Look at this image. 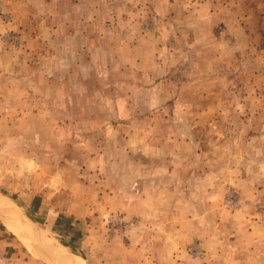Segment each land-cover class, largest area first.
<instances>
[{"label": "rangeland", "instance_id": "374dc122", "mask_svg": "<svg viewBox=\"0 0 264 264\" xmlns=\"http://www.w3.org/2000/svg\"><path fill=\"white\" fill-rule=\"evenodd\" d=\"M0 195L84 264H264V0H0Z\"/></svg>", "mask_w": 264, "mask_h": 264}, {"label": "bare ground", "instance_id": "6f19581e", "mask_svg": "<svg viewBox=\"0 0 264 264\" xmlns=\"http://www.w3.org/2000/svg\"><path fill=\"white\" fill-rule=\"evenodd\" d=\"M0 195V219L5 227L45 264H84L81 259L71 256L63 249L55 247L46 240L42 232L22 214V212L7 199ZM51 242V243H50Z\"/></svg>", "mask_w": 264, "mask_h": 264}, {"label": "water", "instance_id": "95a60500", "mask_svg": "<svg viewBox=\"0 0 264 264\" xmlns=\"http://www.w3.org/2000/svg\"><path fill=\"white\" fill-rule=\"evenodd\" d=\"M35 227V226H34ZM37 229V228H36ZM48 245H52V244H48Z\"/></svg>", "mask_w": 264, "mask_h": 264}, {"label": "crops", "instance_id": "0c3cea01", "mask_svg": "<svg viewBox=\"0 0 264 264\" xmlns=\"http://www.w3.org/2000/svg\"><path fill=\"white\" fill-rule=\"evenodd\" d=\"M8 230V229H7ZM9 231V230H8ZM10 232V231H9Z\"/></svg>", "mask_w": 264, "mask_h": 264}]
</instances>
